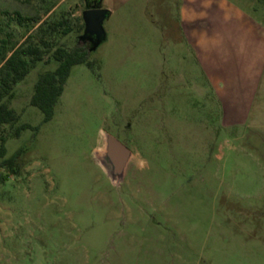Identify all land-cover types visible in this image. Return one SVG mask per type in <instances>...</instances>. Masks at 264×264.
Listing matches in <instances>:
<instances>
[{"label": "rangeland", "instance_id": "obj_1", "mask_svg": "<svg viewBox=\"0 0 264 264\" xmlns=\"http://www.w3.org/2000/svg\"><path fill=\"white\" fill-rule=\"evenodd\" d=\"M163 2L118 4L91 49L85 0H0V61L44 50L6 99L4 156L25 148L0 165V264H264V0ZM75 45L89 64L43 121L34 83ZM21 123L37 128L14 136ZM104 132L131 151L118 184Z\"/></svg>", "mask_w": 264, "mask_h": 264}, {"label": "trees", "instance_id": "obj_2", "mask_svg": "<svg viewBox=\"0 0 264 264\" xmlns=\"http://www.w3.org/2000/svg\"><path fill=\"white\" fill-rule=\"evenodd\" d=\"M82 19V17H80ZM60 22L54 23L56 26ZM84 24H82V27ZM52 26L51 28H53ZM65 33L69 27L63 29ZM41 41L48 45V41L41 38ZM51 44V43H50ZM43 49L36 43H28L14 47L11 53L6 56L2 53L0 61V165L6 166L13 171L15 158L23 151L24 146H19L12 154L5 157L7 140L3 132L4 125H13L18 115L8 105L6 99L14 96V85L21 81L37 61L41 60ZM87 48L75 45L71 48L57 46L54 50V57L58 61L54 69L40 72L33 86L30 103L38 107L43 114V121L49 120L53 115V107L63 91L64 83L69 75L70 68L75 64L87 63ZM26 128L36 129L28 123H21L15 126L13 135L18 136L21 130ZM14 172V171H13Z\"/></svg>", "mask_w": 264, "mask_h": 264}, {"label": "water", "instance_id": "obj_3", "mask_svg": "<svg viewBox=\"0 0 264 264\" xmlns=\"http://www.w3.org/2000/svg\"><path fill=\"white\" fill-rule=\"evenodd\" d=\"M109 14L107 8L96 4L82 10L81 17L84 27L81 38L88 39L91 49H94L105 38L103 21ZM103 137L104 144L96 153L106 174L113 183L118 184L122 180L131 151L112 134L104 132Z\"/></svg>", "mask_w": 264, "mask_h": 264}, {"label": "crops", "instance_id": "obj_4", "mask_svg": "<svg viewBox=\"0 0 264 264\" xmlns=\"http://www.w3.org/2000/svg\"><path fill=\"white\" fill-rule=\"evenodd\" d=\"M102 1H103L102 7L107 8L110 12V14L103 21V27L105 30V38H106L107 37V31H106V26H105L104 22L106 21V19L110 15H112V13L115 12V10H116L115 6H118V4H120V6H119L121 8L120 10H121V13H123V12H125L124 8L127 7L126 5L129 3H132V6L138 7V9H139L145 2L150 1V0H102ZM175 3H176V0H164V2H163L164 13H168L169 12L168 7L171 5H174ZM203 4L205 5V0H182V4H181L182 12L188 13V14L194 13V15L200 14L201 10L204 8ZM170 12H172V11H170ZM180 21L181 22H184V21L188 22V19L184 18L183 16H181V17L179 16V22Z\"/></svg>", "mask_w": 264, "mask_h": 264}, {"label": "flooded vegetation", "instance_id": "obj_5", "mask_svg": "<svg viewBox=\"0 0 264 264\" xmlns=\"http://www.w3.org/2000/svg\"><path fill=\"white\" fill-rule=\"evenodd\" d=\"M100 0H85V5H86V8L89 7V6H93V5H98ZM83 41L89 43L88 39H82Z\"/></svg>", "mask_w": 264, "mask_h": 264}]
</instances>
